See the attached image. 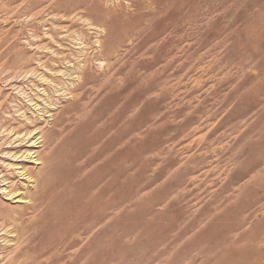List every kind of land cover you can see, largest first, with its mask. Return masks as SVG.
<instances>
[{
    "label": "rangeland",
    "instance_id": "1",
    "mask_svg": "<svg viewBox=\"0 0 264 264\" xmlns=\"http://www.w3.org/2000/svg\"><path fill=\"white\" fill-rule=\"evenodd\" d=\"M116 138L124 218L95 264H264V0H0V264L72 263L2 189L74 169L80 200Z\"/></svg>",
    "mask_w": 264,
    "mask_h": 264
},
{
    "label": "bare ground",
    "instance_id": "2",
    "mask_svg": "<svg viewBox=\"0 0 264 264\" xmlns=\"http://www.w3.org/2000/svg\"><path fill=\"white\" fill-rule=\"evenodd\" d=\"M20 123L24 128L28 129L30 125L33 127L34 120L22 118ZM26 131L22 137L20 134H13V140L20 142V144L26 141L29 143V137L32 133L29 130ZM120 142L121 140L116 138L113 143L103 145L104 148L95 153L92 159L90 158L92 162H96L98 159L108 161L104 165V169L97 168L96 170L94 169L95 171L93 170L91 181L87 185L86 194L80 200L76 195L79 176L74 169L68 174L59 175V170L51 168L43 179L37 173L35 178L41 179L40 184H38L39 186L35 191H26V198L18 195L14 197L16 194L12 193L10 187L9 189L3 187L2 191L7 200L12 198L17 199L15 203H22L28 201L24 199H29L33 202L35 210L41 209L42 215H48L51 220L55 219L52 230L56 231L57 234L52 237L50 244L52 248L56 247L54 251L56 260H61L64 257V253L72 249L74 259L71 264H95L93 261L95 251L100 248L101 250L98 254L105 253L106 242L108 243V239L114 236V233L111 232L112 226L115 225L113 221L116 220V223H118L124 218V154H117L111 159L103 157L105 150L115 147ZM69 149L71 150V148ZM23 154L21 155L22 157L26 155ZM25 158L27 157L25 156ZM33 162L37 163V160L35 159ZM19 172L21 177L27 176L23 167H21ZM27 179H30L29 176ZM5 181V177H3L2 182L4 184ZM112 209L116 211V214L110 218L109 211ZM53 210L58 212L53 214ZM243 223L239 222L237 224L241 227ZM62 264L69 263L65 262Z\"/></svg>",
    "mask_w": 264,
    "mask_h": 264
}]
</instances>
